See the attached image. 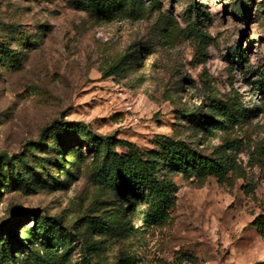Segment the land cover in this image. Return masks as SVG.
<instances>
[{
  "label": "rangeland",
  "instance_id": "rangeland-1",
  "mask_svg": "<svg viewBox=\"0 0 264 264\" xmlns=\"http://www.w3.org/2000/svg\"><path fill=\"white\" fill-rule=\"evenodd\" d=\"M81 1L0 0V41L16 53V62L0 54V155L25 161L0 176L16 177L0 188V226L16 219L17 231L0 264H263L252 223L264 216V0H144L138 19L85 12ZM212 99L239 108L242 122L206 133ZM68 121L143 152L166 138L207 157L222 148L234 164L224 180L173 177L169 220L145 228L128 201L92 181L85 150L43 153L53 142L41 131ZM47 158L60 173L36 169ZM28 213L73 241L53 249L31 238ZM109 223L116 230L95 233ZM127 224L135 232L121 234Z\"/></svg>",
  "mask_w": 264,
  "mask_h": 264
},
{
  "label": "trees",
  "instance_id": "trees-1",
  "mask_svg": "<svg viewBox=\"0 0 264 264\" xmlns=\"http://www.w3.org/2000/svg\"><path fill=\"white\" fill-rule=\"evenodd\" d=\"M75 7L85 12H96L101 16L120 13L126 17L138 19L144 13L145 1L85 0L76 3ZM0 54L16 62L14 59L16 53L9 50L2 41H0ZM260 88L264 92V78ZM211 103L210 108L214 119H206L202 124L206 133L228 131L242 122L239 108L228 106L216 99H212ZM40 135L48 139L47 143L53 142L49 149L43 147L44 154H47L49 150L62 160L66 154L68 158L74 156L77 159L82 157L81 153L85 150L92 159V181L101 188L111 191L118 200L128 201L127 212L137 217L145 228L161 226L169 220L178 191L173 177H194L201 183L210 177L224 180L234 164L222 154V148L216 151L214 157H207L184 141L170 138L164 140L161 150L143 152L130 142L96 134L87 124L80 121L54 122L51 126L44 128ZM41 146L44 144L41 143L39 147ZM118 149L122 151L119 152ZM23 157L19 155L8 158L0 155V176L6 178L3 172L4 167L10 168L14 163L25 164ZM72 163L74 164L75 161ZM45 165L53 166L54 172H61L57 169L61 168V164L58 161L52 162L49 158L39 163L36 169ZM22 167L33 171L27 165ZM8 171H10L8 181L6 179L3 182L0 181L1 189L6 187V183L10 184L9 187L16 183V177H13L10 169ZM36 175L38 176L39 173ZM35 216V213H28L27 216V219L34 222L30 231L31 238L40 240L53 249L66 248V244L73 241L74 237L70 232L63 230L57 221L47 217L35 218ZM32 217L35 219H31ZM13 223H16V219L11 224L0 226V261L14 252L12 247L16 244L17 231ZM252 226L256 227L264 237L263 215L257 216ZM93 229L99 235H107L110 230H116L111 223L96 224ZM129 231L135 232L130 224H127V228L124 227L121 234ZM82 257L88 260L85 255ZM120 261L121 259L114 264H121ZM85 264H89V261H85Z\"/></svg>",
  "mask_w": 264,
  "mask_h": 264
}]
</instances>
